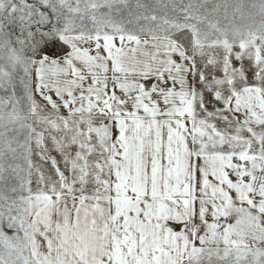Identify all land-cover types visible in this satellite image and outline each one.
Wrapping results in <instances>:
<instances>
[{"label": "snow or ice", "instance_id": "snow-or-ice-1", "mask_svg": "<svg viewBox=\"0 0 264 264\" xmlns=\"http://www.w3.org/2000/svg\"><path fill=\"white\" fill-rule=\"evenodd\" d=\"M0 264H264V0H0Z\"/></svg>", "mask_w": 264, "mask_h": 264}]
</instances>
